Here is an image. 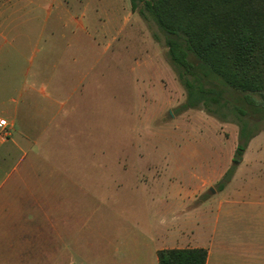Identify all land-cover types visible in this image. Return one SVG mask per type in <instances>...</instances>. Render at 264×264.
<instances>
[{
    "label": "crops",
    "instance_id": "obj_1",
    "mask_svg": "<svg viewBox=\"0 0 264 264\" xmlns=\"http://www.w3.org/2000/svg\"><path fill=\"white\" fill-rule=\"evenodd\" d=\"M11 2L0 3V14ZM19 54L0 33V118L8 132L4 136L0 126V264H53L55 230L62 253L76 264H87L92 248L106 255L107 264H158V250L188 247L206 248L205 264H264V209L249 180L235 187L237 201L226 189L200 199L201 186L213 177L193 189L166 192L156 162L146 163L140 183L130 187L102 183L110 172L101 169L118 162L55 164L50 157L61 134L55 120L74 111L67 108L69 93L60 89L75 69L61 58L53 74L43 76L31 58L18 68ZM258 138L249 141L239 169L264 173Z\"/></svg>",
    "mask_w": 264,
    "mask_h": 264
},
{
    "label": "rangeland",
    "instance_id": "obj_2",
    "mask_svg": "<svg viewBox=\"0 0 264 264\" xmlns=\"http://www.w3.org/2000/svg\"><path fill=\"white\" fill-rule=\"evenodd\" d=\"M11 1L0 14V33L20 50L18 68L31 58L48 76L63 58L75 69L69 72L71 83L60 89L69 93L67 108L74 111L55 120L60 125L53 128L61 130L50 157L55 164L64 167L73 159L118 162L115 168L101 169L110 172L102 175V183L119 181L130 187L140 183L146 163L156 162L166 192L193 189L213 177L201 186L200 199L212 187L213 193L226 189L237 201L232 194L245 179L257 186L259 208L264 209V173L254 166L239 169L242 157L234 158L238 124L200 107L181 108L186 90L169 62L164 38L152 21L131 10L129 0ZM255 129L260 130L254 144L262 142L264 161V120ZM229 168L231 179L218 189ZM59 240L55 230L53 264H76L73 256L62 253ZM105 256L97 248L87 249L84 262L107 264Z\"/></svg>",
    "mask_w": 264,
    "mask_h": 264
},
{
    "label": "trees",
    "instance_id": "obj_3",
    "mask_svg": "<svg viewBox=\"0 0 264 264\" xmlns=\"http://www.w3.org/2000/svg\"><path fill=\"white\" fill-rule=\"evenodd\" d=\"M152 21L186 90L182 109L203 108L239 126L238 161L264 120V0H129ZM245 116H248L247 118ZM252 120H250V118ZM232 168L217 188L231 179ZM158 264H205L204 247L163 248Z\"/></svg>",
    "mask_w": 264,
    "mask_h": 264
},
{
    "label": "built area",
    "instance_id": "obj_4",
    "mask_svg": "<svg viewBox=\"0 0 264 264\" xmlns=\"http://www.w3.org/2000/svg\"><path fill=\"white\" fill-rule=\"evenodd\" d=\"M0 126H1L2 128H4V130H3V135H4V136L7 135L8 132H7V129H6V127H7V121H6V119H4V118H0Z\"/></svg>",
    "mask_w": 264,
    "mask_h": 264
},
{
    "label": "water",
    "instance_id": "obj_5",
    "mask_svg": "<svg viewBox=\"0 0 264 264\" xmlns=\"http://www.w3.org/2000/svg\"><path fill=\"white\" fill-rule=\"evenodd\" d=\"M238 162H234V164H237ZM211 192L214 191V189L212 187L209 188Z\"/></svg>",
    "mask_w": 264,
    "mask_h": 264
}]
</instances>
